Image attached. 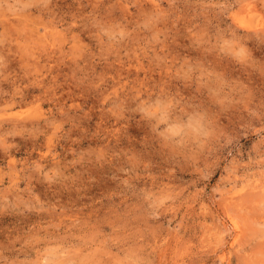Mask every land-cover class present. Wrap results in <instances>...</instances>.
<instances>
[{
	"label": "rangeland",
	"instance_id": "374dc122",
	"mask_svg": "<svg viewBox=\"0 0 264 264\" xmlns=\"http://www.w3.org/2000/svg\"><path fill=\"white\" fill-rule=\"evenodd\" d=\"M45 258L264 264V0H0V264Z\"/></svg>",
	"mask_w": 264,
	"mask_h": 264
},
{
	"label": "clouds",
	"instance_id": "9594fccd",
	"mask_svg": "<svg viewBox=\"0 0 264 264\" xmlns=\"http://www.w3.org/2000/svg\"><path fill=\"white\" fill-rule=\"evenodd\" d=\"M205 136H208V133H204ZM49 255H52L51 253H49ZM42 264H50L49 260L47 258H45V260L42 262Z\"/></svg>",
	"mask_w": 264,
	"mask_h": 264
}]
</instances>
